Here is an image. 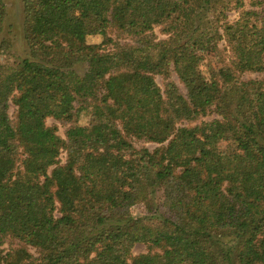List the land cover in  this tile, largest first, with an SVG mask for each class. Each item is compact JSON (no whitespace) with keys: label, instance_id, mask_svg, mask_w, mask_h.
I'll use <instances>...</instances> for the list:
<instances>
[{"label":"trees","instance_id":"trees-1","mask_svg":"<svg viewBox=\"0 0 264 264\" xmlns=\"http://www.w3.org/2000/svg\"><path fill=\"white\" fill-rule=\"evenodd\" d=\"M23 13L27 55L0 61V264H264V78L242 77L264 71V0H23ZM6 14L0 0V51Z\"/></svg>","mask_w":264,"mask_h":264},{"label":"rangeland","instance_id":"rangeland-1","mask_svg":"<svg viewBox=\"0 0 264 264\" xmlns=\"http://www.w3.org/2000/svg\"><path fill=\"white\" fill-rule=\"evenodd\" d=\"M5 3H6V13L7 14H6L5 21H4V32H3L2 37L11 40L13 47L11 48V50H8V51H0V61L12 63V62L16 61L17 59L23 58L27 55V46H26V42L24 40L23 0H5ZM250 7H251L250 4H247L246 8H250ZM239 15H240V9L239 10H232L229 13L230 21L237 20ZM79 31L82 32L81 29H79ZM156 33L160 38L164 37V35L160 32V28L156 29ZM86 40L88 43L100 44L103 41V37L101 35H98V34L86 35ZM120 40L122 42L131 41L130 39H120ZM221 48L223 50H222L220 60L225 59L227 61L231 55V51H230L228 45L226 44V42H224L222 44ZM220 60L219 61L213 60L214 66H219L218 64H222L220 62ZM77 71H78V73L83 74L86 71V67L81 66V67L77 68ZM242 77L244 79L264 78V71L263 72H245ZM171 79L174 80L179 85V87L181 88V90L183 92H185V87L179 81L176 73H174V72L172 73ZM156 80L162 88L165 87L166 80L164 79L163 76L157 75ZM15 109H16L15 105L11 104L10 114L12 116H14ZM214 117H215L214 114H210L205 119L209 120V119H212ZM89 120H90V115H89L88 111L83 110L78 117V123L80 125H87L89 123ZM47 124L48 125H54V124L58 125L59 134L61 136L65 137V130L67 128V126L65 124L57 121L56 119H54L52 117L47 119ZM147 145L150 148H154L157 146L156 143H147ZM234 147L235 146H234L233 142H224L221 144V148L224 151L233 150ZM66 157H67L66 152L63 151L61 156H60L61 161L65 162ZM133 213L136 216H143L146 213L145 207L142 205H138L137 207H135L133 209ZM146 252H147L146 245L141 244V243H137L132 250L133 255H138V254L146 253Z\"/></svg>","mask_w":264,"mask_h":264}]
</instances>
